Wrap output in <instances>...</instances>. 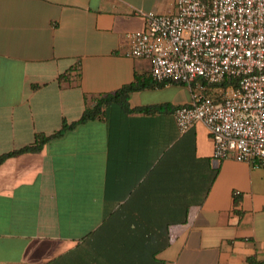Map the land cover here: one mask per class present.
<instances>
[{"label": "crops", "instance_id": "0c3cea01", "mask_svg": "<svg viewBox=\"0 0 264 264\" xmlns=\"http://www.w3.org/2000/svg\"><path fill=\"white\" fill-rule=\"evenodd\" d=\"M175 11V0H0V157L150 76L148 60L125 55V35L146 28L143 13ZM74 67L78 77L58 83ZM191 92L178 83L133 92L4 159L0 264L264 259V167L216 161L200 122L179 133L174 112Z\"/></svg>", "mask_w": 264, "mask_h": 264}, {"label": "built area", "instance_id": "2783aa9c", "mask_svg": "<svg viewBox=\"0 0 264 264\" xmlns=\"http://www.w3.org/2000/svg\"><path fill=\"white\" fill-rule=\"evenodd\" d=\"M175 9L143 13L125 55L148 60L155 82L192 88L174 112L179 133L200 122L216 161L264 167V0H175Z\"/></svg>", "mask_w": 264, "mask_h": 264}, {"label": "trees", "instance_id": "16d2710c", "mask_svg": "<svg viewBox=\"0 0 264 264\" xmlns=\"http://www.w3.org/2000/svg\"><path fill=\"white\" fill-rule=\"evenodd\" d=\"M77 77H78L77 68L74 67L72 69H69L65 73L59 75L57 78V81L58 83L69 82L70 80H73ZM164 85H165L164 83L155 82L150 76L139 77L135 75L132 82L128 83L127 85L122 86L121 88L116 90L114 93L101 95L99 97L93 98L91 105H87L85 107L81 117L77 121L71 124H67L65 121H63L60 130L49 136H45L42 134H36L35 135V141H36L35 145L23 147L19 150L2 155L0 157V163L8 157L17 155L22 152H26L30 150H39L41 145H43L44 143L52 139H56V138L63 136L65 132L72 129L73 127L79 124H82L84 122L100 118L101 116L105 114V109L111 102H115L119 100L121 101V103L126 104L128 101V96L131 93L140 91V90H143L149 87H155V86L163 87ZM33 88H36V86H34ZM149 110L150 108L139 109V111H149ZM244 264H264V259L260 260L258 259L257 255L254 254V255L247 257L245 259Z\"/></svg>", "mask_w": 264, "mask_h": 264}, {"label": "rangeland", "instance_id": "374dc122", "mask_svg": "<svg viewBox=\"0 0 264 264\" xmlns=\"http://www.w3.org/2000/svg\"><path fill=\"white\" fill-rule=\"evenodd\" d=\"M213 89V88H212Z\"/></svg>", "mask_w": 264, "mask_h": 264}]
</instances>
